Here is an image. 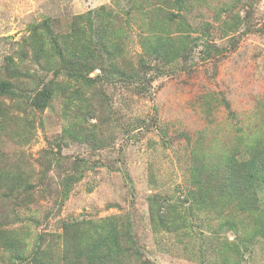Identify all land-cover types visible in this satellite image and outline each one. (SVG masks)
Returning <instances> with one entry per match:
<instances>
[{"label": "rangeland", "instance_id": "374dc122", "mask_svg": "<svg viewBox=\"0 0 264 264\" xmlns=\"http://www.w3.org/2000/svg\"><path fill=\"white\" fill-rule=\"evenodd\" d=\"M171 6L169 0H0V77L11 58L24 76L19 89L41 90L57 67L53 57L35 64L20 51L35 27L48 21L53 32L67 35L74 18L88 12L99 64L142 74L133 83L106 70L84 90L92 105L84 116L65 111L59 93L43 112L0 99V116L21 108L14 112V131L0 134V167L24 170L20 195L0 197V230L20 243L27 259L37 251L48 264H64L62 221L118 217L134 229L142 261L151 264H264V188L252 214L233 218L228 200L217 202V209L227 211L223 218L195 209L185 196L198 170L206 181L225 171L230 158L245 160L256 146L264 151V0H185L184 21L169 18V12L178 13ZM159 37L171 43L176 60L158 62L148 54ZM204 40L219 48L217 57L206 59ZM143 62L149 66L140 68ZM55 82V88L69 87L62 73ZM75 122L86 134L94 131L98 147L65 140L59 143L60 166L53 161L44 174L46 150ZM71 163L84 168L62 200L56 186ZM209 186V202L225 197L218 188L212 191L217 184ZM11 200L21 206L17 213ZM151 206L158 217H151ZM159 216L179 231H165ZM228 219L232 225H225ZM10 255L0 248V264H30L10 261Z\"/></svg>", "mask_w": 264, "mask_h": 264}, {"label": "trees", "instance_id": "16d2710c", "mask_svg": "<svg viewBox=\"0 0 264 264\" xmlns=\"http://www.w3.org/2000/svg\"><path fill=\"white\" fill-rule=\"evenodd\" d=\"M169 1L172 2L171 9L178 11L177 14L169 12V18L176 17L184 21L180 17V12L184 10L185 0ZM101 8L103 11L104 7ZM92 18L90 12L76 16L72 22L70 32L63 36L53 32L48 21H44L38 27H35V32L21 43L20 51H23L24 58L31 60L35 64H40L41 59L47 61L53 57L57 65L52 75L54 79L51 78L47 83L42 82L43 86L39 91L36 88L19 89L18 86L24 76L14 65V61L11 58H7L4 66L5 76L0 77V99H7L10 103L13 102L20 107L21 105L22 107L26 105L30 111L43 112L50 106L54 95L59 93V96L65 97V111L84 116V111H89V107L92 106L90 101L86 99L84 90H90L96 82L103 79L102 76H107L108 74L104 75L106 70L114 78L127 79V82H138L137 79L141 78L142 75L140 70L136 73L134 70L129 74L116 64H109L107 68L99 64L102 56L100 54L99 41L93 37L96 25ZM179 26H184V23L180 22ZM205 32H207V29ZM182 35L183 31L175 39L182 37ZM158 42V45L153 46L150 53L148 51V54L157 56L158 62L165 58L163 62L167 63L176 58V51L171 48V43L164 39L162 40L161 37H159ZM202 47L206 59L211 58L212 55L217 57L220 53L219 48L208 40H204ZM167 50H170L168 56H166ZM145 65L149 66V64L143 62L140 68L145 67ZM96 70H98L99 74L92 78L89 77ZM155 70L160 73L157 69ZM60 73L69 80L67 82L69 87L64 85L55 88L57 86L55 78ZM139 86L141 87L142 83ZM66 93L68 94L66 95ZM7 108L10 109V106ZM21 108L14 109L5 116H0V134L7 135L6 131L11 133L14 131L13 127L17 126L15 123L17 116L14 112ZM76 124L78 123H71L70 126L65 127L60 136L54 139L55 143L53 146L51 144L46 150L47 153L42 158L43 162L41 164L42 170L47 169L44 174L52 166L53 161L57 165L61 163V147L59 143L62 145L65 140L71 139L72 141H83L85 144L98 147L94 131H88L86 134L82 129L79 130ZM227 166L228 168L225 171L222 170V173L215 171V174H209L206 181L199 179L205 173L203 170H198L197 176L199 180L197 177L193 178L192 187L186 192L185 196H187L191 204L193 203L196 206L195 209L199 208L202 211L207 209V211L216 213L223 218L228 217L226 210L217 209V202L221 200H228L227 202L233 205L232 207L228 204L225 205L231 218L235 217L237 213L252 214L256 209L258 191L264 188V151L258 146L253 147L247 159L238 160L232 157ZM83 168V164L71 163L70 170L60 178L56 186V193L61 195L62 200L68 198L72 187L79 182ZM215 169H218V167ZM23 172L24 170L19 166H12V164L5 166V168L0 167V197L11 196L13 200L20 195L19 191L24 188L22 181ZM216 178L218 179L217 182ZM128 180L131 181L130 178ZM215 184H217V187L213 188L212 191L214 192L218 188L220 192L225 194V197H216L215 202H209L210 199L213 200L209 185L214 186ZM28 186L32 185L28 183ZM12 200L11 211L17 213L14 210L16 208L20 209L21 206ZM14 204H16V207H14ZM152 208L151 206V217H158L157 211L154 208L152 210ZM159 220L165 229H168L165 231H179L176 228L170 230L172 227L170 229L167 227L163 216H159ZM174 223L175 220L171 221L169 225ZM225 225H232V223L228 219ZM257 233L260 232L257 231ZM59 237L63 246L61 259L64 264H124L125 261L129 260L138 261L141 264H151L147 261H142V251L136 240L134 229L129 223L126 224L118 217H107L102 220L87 222L62 221ZM39 241L42 243V237H40ZM0 248L5 253L11 254L9 256L10 261L19 260L24 263L26 260L30 264H48V261L39 257L40 252L37 251L27 259L20 243L6 238L4 230H0Z\"/></svg>", "mask_w": 264, "mask_h": 264}, {"label": "water", "instance_id": "95a60500", "mask_svg": "<svg viewBox=\"0 0 264 264\" xmlns=\"http://www.w3.org/2000/svg\"><path fill=\"white\" fill-rule=\"evenodd\" d=\"M90 76H92V74Z\"/></svg>", "mask_w": 264, "mask_h": 264}]
</instances>
